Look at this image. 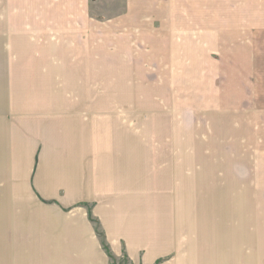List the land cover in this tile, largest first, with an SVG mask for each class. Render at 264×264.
Here are the masks:
<instances>
[{
	"label": "crops",
	"instance_id": "crops-1",
	"mask_svg": "<svg viewBox=\"0 0 264 264\" xmlns=\"http://www.w3.org/2000/svg\"><path fill=\"white\" fill-rule=\"evenodd\" d=\"M101 39L264 41V0H0L1 68L10 75L0 80V264H264V169L240 161L239 174H216L226 166L208 160L198 174L163 173L160 149L120 126L121 107L93 117L86 105L104 96L55 95L89 86L82 59L95 54L87 41ZM258 55L222 59L223 84H238L239 96L214 103L239 102L229 114L241 137L264 144L263 108L246 116L264 91L243 72ZM222 109L215 115L227 120Z\"/></svg>",
	"mask_w": 264,
	"mask_h": 264
},
{
	"label": "rangeland",
	"instance_id": "rangeland-1",
	"mask_svg": "<svg viewBox=\"0 0 264 264\" xmlns=\"http://www.w3.org/2000/svg\"><path fill=\"white\" fill-rule=\"evenodd\" d=\"M94 11L109 16V9L96 8ZM96 44H100V47L94 52ZM87 48L96 54H90L82 59L83 65L87 63L90 66L84 67L87 71L82 72V77L87 79L89 86L80 89L57 88L55 95L73 96L82 92L81 95L86 94L88 97L104 96V103L86 105L93 117L100 116L95 115L94 112H100L101 109H104L103 112H108L111 109L115 110L117 106L121 107L120 126L135 133L137 144H150L160 149V155H163V173L168 171L176 174L183 169L189 174H198L201 170H209L198 167L207 165L208 160L217 161V166H226L216 167L214 169L216 174H223V171L228 174L230 170L231 174H239L240 161L247 163L249 171L252 168L257 169V166L261 167L257 170L264 169L262 167L264 144L256 141L252 136H248L247 139H244L245 136L241 137V132L235 126L241 124L240 120L234 118L237 115L229 114L237 111L239 102L236 105L214 103L216 95L224 96L232 91L239 96V87L234 88L238 84L225 87L221 78L222 71L218 66L221 65L222 59H226V55L243 64L247 60L248 51L253 53L259 51L256 62L247 64L248 67L253 66L250 69L254 71L251 72L244 67L243 72L247 71L249 77L258 79L260 84L256 89L264 91V87L262 88L264 41L101 39L88 40ZM151 50L153 52L157 50L158 54L149 55ZM63 59V55H58L56 63L62 64ZM2 60L3 57L0 56V80L3 81L7 77L10 79V75L7 76L8 73L2 69L6 67L5 61ZM96 66L99 68H95ZM79 68V66L73 67L75 70ZM126 69H132V80L135 81L136 86L128 88L127 84L131 82L128 81V72H124ZM57 75L59 78H64L61 72ZM121 75L124 79L116 81ZM63 80H59L60 85ZM221 81L220 89L218 87ZM195 84L198 86L196 87ZM250 86L249 82L246 86L247 90H252ZM261 95L263 96L256 94L257 100L247 105V117L248 114L256 117L253 112L256 106L258 109L263 108L261 112H264V92H261ZM128 96L134 98L135 104L107 103L110 97L119 101V97ZM244 100L249 101V96L243 97ZM18 106L25 108L26 105ZM57 106L62 105L57 104ZM130 106L135 108L134 115L128 114L131 110H128ZM220 106L223 109L218 114L222 113L227 120L215 115L216 108ZM229 120L232 122L226 127L225 123ZM219 121H221L220 126ZM156 156L159 154H155L153 158H159ZM99 236L103 239L100 233ZM112 264H129V262L125 257H121L118 261H112Z\"/></svg>",
	"mask_w": 264,
	"mask_h": 264
},
{
	"label": "trees",
	"instance_id": "trees-1",
	"mask_svg": "<svg viewBox=\"0 0 264 264\" xmlns=\"http://www.w3.org/2000/svg\"><path fill=\"white\" fill-rule=\"evenodd\" d=\"M105 249L109 251V249H108V247H107V245H106V244H105ZM113 262H114V259H113Z\"/></svg>",
	"mask_w": 264,
	"mask_h": 264
}]
</instances>
